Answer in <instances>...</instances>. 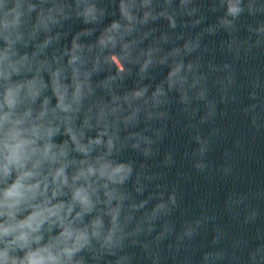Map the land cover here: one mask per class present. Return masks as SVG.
Segmentation results:
<instances>
[{"label": "water", "instance_id": "water-1", "mask_svg": "<svg viewBox=\"0 0 264 264\" xmlns=\"http://www.w3.org/2000/svg\"><path fill=\"white\" fill-rule=\"evenodd\" d=\"M0 73L42 174L107 165L70 264H264V0H0Z\"/></svg>", "mask_w": 264, "mask_h": 264}, {"label": "clouds", "instance_id": "clouds-1", "mask_svg": "<svg viewBox=\"0 0 264 264\" xmlns=\"http://www.w3.org/2000/svg\"><path fill=\"white\" fill-rule=\"evenodd\" d=\"M239 11L241 9L237 5H228L229 14L235 15ZM121 13L131 19L123 5ZM119 28V23L113 22L106 32L110 33ZM109 42L115 43L112 35L102 36L99 40L102 46ZM71 59L74 61L76 57ZM111 59L121 72L124 71V65L118 57L112 56ZM54 91L58 97L57 107L68 111L71 105L64 102V95L58 85ZM78 92L79 88L77 94ZM14 95L12 90H8L4 105H0V108L6 106L9 109L0 114V218H3L0 222V245H3L0 247V264H70L73 256L89 241L88 226L79 228L75 223L82 221L84 214L90 213L94 207L92 195L95 190L90 178L97 173L101 177L105 176L107 165H101L99 169L91 164L80 168L71 177V182L63 165L42 174V163H54L58 155L53 152L52 143H45L41 149L36 146L35 139L25 135L28 129L17 127L22 121L11 118V110L16 103ZM135 95L139 96L141 93L136 92ZM6 125L11 127L6 129ZM30 131L31 136L40 138L38 127L34 126ZM68 131L76 151L87 155L88 147L79 143L71 129ZM47 135L51 137L52 131L49 130ZM100 142L99 137L89 141L90 144ZM64 155L65 152L61 150L59 156ZM109 178L111 179V176ZM80 181L83 183H79ZM65 188L70 193L67 200L61 199L68 195L64 192ZM77 206L79 211L76 210ZM45 225H48L47 229ZM101 226L100 219L92 221L91 235L98 237V229ZM53 228L59 229L55 235H52ZM45 231L49 233V242L46 243ZM110 240L111 233L106 242ZM18 251L23 255L16 254Z\"/></svg>", "mask_w": 264, "mask_h": 264}]
</instances>
